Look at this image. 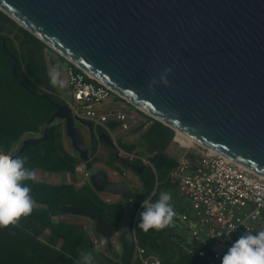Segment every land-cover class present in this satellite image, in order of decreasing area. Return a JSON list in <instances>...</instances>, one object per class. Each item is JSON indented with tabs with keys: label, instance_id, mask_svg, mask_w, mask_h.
I'll return each mask as SVG.
<instances>
[{
	"label": "water",
	"instance_id": "obj_1",
	"mask_svg": "<svg viewBox=\"0 0 264 264\" xmlns=\"http://www.w3.org/2000/svg\"><path fill=\"white\" fill-rule=\"evenodd\" d=\"M0 11L137 110L264 177V0H0ZM0 42L25 87L18 59L5 38ZM165 69H171L169 85L150 92V81ZM56 120L81 160L89 162L90 151L76 122L119 157L111 135H96L93 125L75 118L67 105L56 104L47 127ZM46 139L44 129L11 157ZM149 160L159 172L167 157L154 154ZM130 169L142 174L145 167ZM90 186L99 194L136 198L126 182L111 181L102 170L91 175ZM143 200L136 198L128 214L132 226L120 236L121 264L130 262L132 216ZM60 213L88 219L107 246L112 243L114 228L87 205H65Z\"/></svg>",
	"mask_w": 264,
	"mask_h": 264
},
{
	"label": "trees",
	"instance_id": "obj_2",
	"mask_svg": "<svg viewBox=\"0 0 264 264\" xmlns=\"http://www.w3.org/2000/svg\"><path fill=\"white\" fill-rule=\"evenodd\" d=\"M0 37L5 38L8 51L18 59L17 74L30 90L15 78L12 71L15 63L0 42V151L11 157L18 152L14 149L26 135L41 137L43 130L47 129L46 141L30 147L19 158L24 159L25 166L34 172L41 170L75 177L79 158L65 147L63 123L56 120L51 126L46 125L56 112V104L66 105L49 83L47 54L57 55L62 63H70L1 11ZM55 66V61L51 62V67ZM35 94H48L49 99ZM116 99L126 103L118 96ZM138 113L145 121L131 132L140 134L141 141L134 144L118 142L119 149L127 156L117 157L116 152L110 149L108 166L119 173H122V167L144 166L142 174L134 172L142 184L141 197L155 201L161 191H168L172 194L170 203L176 215L186 213L188 209L178 194V183L170 178L180 156L170 151L176 145L173 142L175 131L142 112ZM97 134H102V131L98 130ZM98 144L95 141L90 148L92 159L88 162L89 168L99 161L96 158ZM132 154L133 157L129 158L128 155ZM154 154L167 157L164 168L159 172L153 171L142 160ZM26 183L31 188L33 211L27 217L22 216L15 226L0 228V264H80L82 253L89 251L93 253L94 264H121L113 245L107 246L109 253L102 252L83 223L55 219L62 215V206L87 205L114 228L115 235L129 214V201L128 205L105 202L90 184L77 188L74 184L54 185L35 180ZM142 210L138 205L132 218L137 243L145 249L146 257H155L160 264H208L198 255L201 246L190 239L188 228L179 222L159 231L149 229L144 232L138 228V213Z\"/></svg>",
	"mask_w": 264,
	"mask_h": 264
},
{
	"label": "built area",
	"instance_id": "obj_3",
	"mask_svg": "<svg viewBox=\"0 0 264 264\" xmlns=\"http://www.w3.org/2000/svg\"><path fill=\"white\" fill-rule=\"evenodd\" d=\"M67 77L72 101L66 105L75 118L88 121L95 129L100 128L111 136L109 123L118 124L123 131L140 123L137 116L121 111L110 115L97 111L95 105L115 94L88 73L70 63ZM177 138L175 132L173 142L188 152L179 156L178 166L170 178L177 181L178 194L187 202L188 211L174 216L173 221L188 228L190 239L201 246L200 258L208 264H221L227 247L240 235L263 229L264 177L197 143L184 146ZM142 160L156 172L149 159ZM76 171L84 180H90L88 162L79 158ZM93 241L97 246V241ZM129 264H160V261L146 257L145 249L135 237Z\"/></svg>",
	"mask_w": 264,
	"mask_h": 264
},
{
	"label": "clouds",
	"instance_id": "obj_4",
	"mask_svg": "<svg viewBox=\"0 0 264 264\" xmlns=\"http://www.w3.org/2000/svg\"><path fill=\"white\" fill-rule=\"evenodd\" d=\"M171 69H165L159 78H153L149 85L151 92L156 86L167 87V79ZM49 83L53 87L63 88L65 81L59 78V73H49ZM35 180V172L25 166L22 158H12L0 151V228L15 226L20 218L29 216L33 211L34 200L28 181ZM172 194L161 191L155 201L144 199L138 213L136 226L144 232L162 230L172 226L176 212L170 203ZM196 227L195 224L192 225ZM80 264H94L91 251L82 253ZM221 264H264V230L255 233L245 231L227 247L221 257Z\"/></svg>",
	"mask_w": 264,
	"mask_h": 264
},
{
	"label": "rangeland",
	"instance_id": "obj_5",
	"mask_svg": "<svg viewBox=\"0 0 264 264\" xmlns=\"http://www.w3.org/2000/svg\"><path fill=\"white\" fill-rule=\"evenodd\" d=\"M47 59L49 61V65H50L49 72L50 73L52 71L58 72L59 78L65 81V86L63 88L55 87V89H56L58 97L67 104L68 102L72 101V97H71V93H70L71 89H70V86L68 83V77H67V69H68L70 64L62 63L59 60V58L57 57V55H54V54L51 55L50 53L47 54ZM53 61H55V63H56L55 67H51V62H53ZM95 109L101 113L106 114V115H110L111 112H113V111H121L127 115H135V116L138 115L136 109L132 105L116 99L115 95H112L108 100H106L100 104L95 105ZM110 120L113 121L114 119L111 117ZM75 126L77 128H79L81 130V132H83L85 134L86 146L88 148H90L91 144H90V139L88 137L89 133H88L86 127L81 125L79 122H76ZM63 127H64V124H63ZM64 133H65V127H64ZM34 137H39V136H37V135H26L22 139V141L15 147L14 152L19 150V148L22 146V143L26 139L34 138ZM64 137H65V140L67 142L66 144H67L69 152H73L76 156H78V154L72 149L71 142L67 138L66 133H65ZM112 138L116 142V144L118 142H121L124 144H134V143H138L141 141L140 134L132 133L131 130L123 131L121 129V127H119V126L112 130ZM137 151L140 152L139 148L137 149ZM170 151L171 152L173 151L174 153L176 152L179 155H181L184 152H188L186 150L180 149L177 145H173L172 148L170 149ZM109 154H110V148H106L105 145L100 144L99 150L97 153V157H98L99 161L94 163L91 166L90 174L92 175V174H94L98 171H101V170L105 171L108 174L109 179L111 181L126 182L135 195H141L142 194V187L140 186V183L135 178L136 176H135L134 171H132L131 169H127V168L122 167V173H119V172H115L112 169H110V167H108L106 165L107 160H109V158H110ZM119 154H120L119 155L120 157L127 156V154H125L121 150H120ZM128 157L129 158L133 157V154L128 155ZM90 159H92L91 155H90ZM35 181L54 184V185L74 184L77 188H80L83 185L90 183V180H84L81 177V174L77 171L75 173V177H72L70 174L47 173V172H43L41 170H37V171H35ZM100 197L103 199L104 198H110L113 202H119V203H123V204L128 205L127 204L128 200H123L122 198H119L118 196H113L110 194L101 193ZM184 205L185 206L187 205L186 201H184ZM131 206L132 205L129 204V207H131ZM55 220L56 221H65V222H69V223H83L86 226L90 236L94 240H97V242L99 243L97 245L98 248L104 253H109L107 244L105 243L104 239L100 235L95 233L94 224L91 221H89L88 219L83 218V217H77L74 215H61L59 217H56ZM130 228H131V223H130L129 217L127 215L124 218L119 231L112 237V243L111 244L113 245V251H114V253L118 254L119 256L121 255V252H122L121 245L119 242L120 236L123 232L129 230ZM262 230H264V221H263V229Z\"/></svg>",
	"mask_w": 264,
	"mask_h": 264
},
{
	"label": "crops",
	"instance_id": "obj_6",
	"mask_svg": "<svg viewBox=\"0 0 264 264\" xmlns=\"http://www.w3.org/2000/svg\"><path fill=\"white\" fill-rule=\"evenodd\" d=\"M127 103V102H126ZM128 104V103H127ZM137 111V113H138V110H136ZM140 112V111H139ZM141 121H140V123L139 124H141L142 122H144L145 120L141 117V115L138 113V115H136ZM138 124V125H139ZM137 125V126H138ZM136 127V126H135ZM132 129H134V128H132ZM131 129V130H132ZM98 130H101L102 131V133H105L102 129H100V128H97L96 129V131L98 132ZM98 135V134H97ZM112 137V136H111ZM98 141V140H97ZM115 142V141H114ZM67 142H66V140H65V138H64V144H65V147H66V149L68 150V147H67V144H66ZM98 150H99V146H100V144H103V143H101L100 141H98ZM116 143V142H115ZM103 145H105V144H103ZM106 146V148H110L109 146H107V145H105ZM116 146H117V149H118V151H119V153H120V149H119V147H118V143L116 144ZM90 148H91V145H90ZM90 148H89V151H90V155H91V150H90ZM110 149H112V148H110ZM112 150H114V149H112ZM69 151V150H68ZM115 152H116V150H114ZM122 151V150H121ZM122 152H124V151H122ZM70 153H72V154H74L73 152H70ZM97 153H98V151H97ZM97 153H96V158H98L97 157ZM110 155V154H109ZM151 157V156H150ZM79 158V157H78ZM110 159V158H109ZM145 159H149V157H145ZM110 160H107V162H106V165L108 166V162H109ZM109 167V166H108ZM90 169V168H89ZM111 169V168H110ZM133 171V170H132ZM134 172H136V171H134ZM157 172V171H156ZM136 173H138V172H136ZM139 174V173H138ZM135 178L137 179V181L140 183V186L142 187V184H141V182H140V180H139V178H138V176L135 174ZM90 184V183H89ZM84 186V185H83ZM81 188V187H80ZM143 190V189H142ZM143 192V191H142ZM98 194V196L100 197V194L99 193H97ZM135 195V194H134ZM141 195H139V197H140ZM101 198V197H100ZM120 198V197H119ZM103 201H105V202H108V203H117V204H123V203H119V202H113L110 198H101ZM112 201V202H111ZM128 202V201H127ZM187 207V206H186ZM188 211V210H187ZM94 240V239H93ZM97 241V240H96ZM99 243L97 242V245H98ZM98 247V246H97Z\"/></svg>",
	"mask_w": 264,
	"mask_h": 264
},
{
	"label": "bare ground",
	"instance_id": "obj_7",
	"mask_svg": "<svg viewBox=\"0 0 264 264\" xmlns=\"http://www.w3.org/2000/svg\"><path fill=\"white\" fill-rule=\"evenodd\" d=\"M177 139L184 146H190V145L195 143V141L193 139L189 138L188 136H186V135H184L182 133H178V138Z\"/></svg>",
	"mask_w": 264,
	"mask_h": 264
},
{
	"label": "flooded vegetation",
	"instance_id": "obj_8",
	"mask_svg": "<svg viewBox=\"0 0 264 264\" xmlns=\"http://www.w3.org/2000/svg\"><path fill=\"white\" fill-rule=\"evenodd\" d=\"M87 129V131H88V133H89V139H90V144H91V146L93 145V143L95 142V141H97V139L96 138H92L91 136H90V132H89V129L88 128H86ZM94 132H95V134L97 135V131H96V129L94 128ZM81 134H82V137L85 139V134L83 133V132H81ZM135 197L137 198V197H139V195H135ZM136 198L133 200V201H129L130 203H131V205H133L134 203H135V201H136Z\"/></svg>",
	"mask_w": 264,
	"mask_h": 264
}]
</instances>
